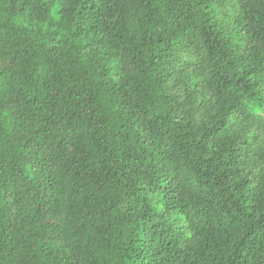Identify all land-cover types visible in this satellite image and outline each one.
Masks as SVG:
<instances>
[{"label": "trees", "instance_id": "trees-1", "mask_svg": "<svg viewBox=\"0 0 264 264\" xmlns=\"http://www.w3.org/2000/svg\"><path fill=\"white\" fill-rule=\"evenodd\" d=\"M0 264H264V0H0Z\"/></svg>", "mask_w": 264, "mask_h": 264}, {"label": "rangeland", "instance_id": "rangeland-1", "mask_svg": "<svg viewBox=\"0 0 264 264\" xmlns=\"http://www.w3.org/2000/svg\"><path fill=\"white\" fill-rule=\"evenodd\" d=\"M217 23L219 24V30H232V16L235 14L233 7H225L223 5H218L214 11ZM179 59L182 62H198L200 58L197 56V53L184 52L179 55ZM253 133L258 134V130L255 128L251 129L248 133V136H251Z\"/></svg>", "mask_w": 264, "mask_h": 264}]
</instances>
